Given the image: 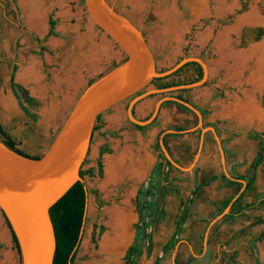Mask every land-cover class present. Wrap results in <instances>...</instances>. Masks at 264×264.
<instances>
[{
	"label": "rangeland",
	"instance_id": "374dc122",
	"mask_svg": "<svg viewBox=\"0 0 264 264\" xmlns=\"http://www.w3.org/2000/svg\"><path fill=\"white\" fill-rule=\"evenodd\" d=\"M106 1L142 32L153 51L158 72L171 69L185 58H199L207 66L206 86L147 96L154 101L182 97L193 103L206 89L215 91L217 97L219 90L229 96L230 90L240 86L235 81L231 82L229 75L240 66L251 72L258 63L264 75V36L258 42L249 37L243 44L241 42L244 30L264 28V0H243L245 7L238 0ZM19 2L0 0V111L4 131L17 142L18 149L32 156L27 148L39 140L45 149L48 148L73 104L90 83L123 64L126 56L93 24L84 0H40L45 21L42 32L25 23ZM51 19L56 23V36L49 35ZM105 42L109 46H105ZM29 66L38 74L37 83L23 78V69ZM193 70V66L188 67L180 75L157 84L195 83ZM154 89L158 88L151 84L140 94ZM134 98L112 107L102 114L100 123H96L97 130L93 132L82 167L84 171H94L93 176L85 177L86 186L93 193L88 198L86 223L76 264H99L106 255L114 259V264H124L132 245L138 250L136 264H161L162 258L155 259L160 251H164L168 258L174 251L172 241L159 250L152 239L162 197L158 163L165 160L157 142L163 132L158 133L157 117L151 124L142 126L143 130L128 118L127 109ZM262 102L264 105V89ZM118 109L125 110L126 127L109 132L108 120ZM192 122L196 127L198 117ZM127 144L134 145L132 150L136 151L135 154L141 152L142 159L136 162L147 169L136 177H126L115 185L106 186L105 160H114L126 154L124 166L132 164L134 153L127 151ZM99 160L102 173L98 167ZM124 200H128L130 207L125 205ZM116 207L127 210L125 213L129 222L123 229L126 240L117 248L107 249L104 255L100 253V242L111 231L110 211ZM6 224L9 227L7 220ZM9 247L10 244L0 243V264L6 261ZM16 264H22V260L16 257ZM219 264L230 263H226V256H223Z\"/></svg>",
	"mask_w": 264,
	"mask_h": 264
},
{
	"label": "crops",
	"instance_id": "0c3cea01",
	"mask_svg": "<svg viewBox=\"0 0 264 264\" xmlns=\"http://www.w3.org/2000/svg\"><path fill=\"white\" fill-rule=\"evenodd\" d=\"M107 40L111 41L108 36ZM255 68L247 72L240 66L230 73V81L240 86L230 90L229 96L213 98L216 92L206 89L191 104L201 112L203 126L216 131L221 148L213 132L195 129L192 121L198 116L190 109L175 101L160 108L158 133L172 131L163 140L177 164L164 154L171 165L165 161L160 171L162 197L152 239L159 250L171 241L175 246L170 258L160 251L155 259L162 258L161 264H219L223 256L230 264H264V239L259 240L264 234V75L258 63ZM157 102L150 97L138 102L135 117L145 120ZM124 116L121 109L111 114L107 131L126 127ZM132 146L127 144L130 153ZM47 149L39 140L27 152L42 156ZM132 153L134 163L142 159L140 151ZM126 156L119 157L126 160ZM236 201L239 206L254 207L228 217L232 209L236 212ZM1 242L10 244L4 264H16V257L21 261L2 211Z\"/></svg>",
	"mask_w": 264,
	"mask_h": 264
},
{
	"label": "water",
	"instance_id": "95a60500",
	"mask_svg": "<svg viewBox=\"0 0 264 264\" xmlns=\"http://www.w3.org/2000/svg\"><path fill=\"white\" fill-rule=\"evenodd\" d=\"M84 3L93 24L119 47L126 61L81 94L39 159L15 153L0 139V210L18 240L22 264H54L57 238L50 210L77 182H85L81 170L94 125L97 118L112 107L135 97L127 109L128 118L139 126H146L156 119L164 102L175 101L198 116L195 129L199 128L203 133L213 132L221 148L216 131L203 126L201 112L179 98H162L155 104L150 118L144 121L136 119L133 112L138 101L153 93L202 86L208 79L206 64L199 58H185L171 69L158 72L153 51L140 30L119 15L106 0H84ZM190 62L202 66L204 76L200 81L137 95L155 79L166 78ZM170 132H164L159 143L167 159L177 165L163 140ZM83 232L84 228L81 236Z\"/></svg>",
	"mask_w": 264,
	"mask_h": 264
},
{
	"label": "trees",
	"instance_id": "16d2710c",
	"mask_svg": "<svg viewBox=\"0 0 264 264\" xmlns=\"http://www.w3.org/2000/svg\"><path fill=\"white\" fill-rule=\"evenodd\" d=\"M55 26L56 23L54 20H50V31L49 35L56 36L55 33ZM259 36L257 37V40H259L262 35L264 34L263 30H259ZM126 61V59H125ZM124 61V62H125ZM198 67L199 71L196 72V79L194 82H197L201 80L203 77V73L201 71V68L198 66L195 62H190L184 65L181 69L173 73L172 75L166 77V78H160L155 79L152 84H155L158 89H166L170 87H176L179 85V83H166V84H157L158 82H161L163 80H166L168 78H172L175 76L180 75L186 68L188 67ZM94 81H92L90 84H92ZM141 93V92H140ZM138 93L137 95H139ZM179 99L186 101L190 104L188 99H184L182 97H179ZM185 110L189 111L188 108L181 106ZM203 114H205L203 112ZM102 119V115H100L96 123H100ZM94 125L93 132L97 130V125ZM137 128L143 130L144 127L137 125ZM177 130H181L180 128ZM93 135V133H92ZM167 137V136H166ZM165 137V138H166ZM0 139L2 143L7 146L10 150L14 151L15 153L31 159H39L40 156H29L22 152L20 149L17 148V142L11 138L3 129L2 127V121H1V111H0ZM158 149L160 150V143L157 142ZM164 160L167 162V164L171 165L165 158ZM85 163V161H84ZM83 163V165H84ZM162 164L160 163L158 165L159 170L161 171ZM98 167L100 170V173H102V163L99 160ZM94 171L92 169L90 170H81V176L85 178L86 176H93ZM93 192L89 190V188L86 190V183L85 182H77L50 210L52 221L55 227L56 232V238H57V250L55 254L54 264H76V257L77 253L79 251L81 241H82V229L85 226L86 223V209H87V200L90 194ZM227 206V205H226ZM225 206V207H226ZM234 207L237 206L236 212H234L232 209L231 213L228 215V217L234 216H241L245 211H248L254 207V205H248V206H239L238 201H236L233 205ZM8 223V221H7ZM9 227L10 224L8 223ZM264 239V234L259 238V240ZM13 241L15 243L16 248L20 252L19 243L18 240L13 233ZM138 257V250L135 245H132L125 256V263L124 264H136Z\"/></svg>",
	"mask_w": 264,
	"mask_h": 264
},
{
	"label": "bare ground",
	"instance_id": "6f19581e",
	"mask_svg": "<svg viewBox=\"0 0 264 264\" xmlns=\"http://www.w3.org/2000/svg\"><path fill=\"white\" fill-rule=\"evenodd\" d=\"M19 1H20L19 2L20 5L24 11L25 23L29 27H31L32 29H34L38 32L44 31L45 30V21H44V14L42 12V8L40 7L41 6L40 0H19ZM83 60H82V62H83ZM37 75L38 74H36L34 72V68L32 66H29L26 69H23V78L29 79L33 83L36 82ZM76 78H77V76H76ZM78 82H79V80H78ZM106 162H107L106 163V182H105L106 186L110 185V184L115 185V183L121 182L126 177H130V178L136 177V176H138L139 173L141 174V171L143 172L145 170V168L142 166V164L137 163V162H135V163L132 162V164H130L129 166H124V164H125L124 157H119L117 159L115 158L114 160L110 159ZM139 162H141V161H139ZM145 167H147V166H145ZM128 203H129L128 200L125 201V205L129 206ZM126 211L127 210L125 208H117V207L110 211L111 222H110L109 226L111 228V231H109L105 235V237L102 239V241L100 242V247H101L100 253L106 255V253H103V252H106V250L110 249V248H115V247L117 248L122 242H124L126 240V236L123 233V229H125L124 227L127 226V221H128V219H127L128 216L125 213ZM129 211H131V210H129ZM98 257H100V256H98ZM98 257H96V258H98ZM98 263L99 264H114V259L113 258L111 259V257L106 255V257L103 259V261H99Z\"/></svg>",
	"mask_w": 264,
	"mask_h": 264
},
{
	"label": "flooded vegetation",
	"instance_id": "af4514ba",
	"mask_svg": "<svg viewBox=\"0 0 264 264\" xmlns=\"http://www.w3.org/2000/svg\"><path fill=\"white\" fill-rule=\"evenodd\" d=\"M241 4H242V6L243 7H245V4H244V2H243V0H238ZM259 30H263L264 31V28H262V27H258V28H254V29H250V30H244L243 31V33H242V39H241V42H242V44H243V42L245 41V39L247 38V37H249V38H251V40L253 41V42H258V41H260L261 39H262V37L264 36V34L262 35V37L259 39V40H257V37L259 36V33H260V31ZM198 64V63H197ZM198 66L201 68V71H202V73H203V76H204V70H203V68H202V66L200 65V64H198ZM199 71V69H198V67H194V70H193V74L196 76V72H198ZM203 78V77H202ZM201 78V79H202ZM200 81V80H199ZM208 84V79H207V81L202 85V86H206ZM220 91V90H219ZM223 95V93L222 94H220L219 96H222ZM214 97H217L216 96V94L213 96V98ZM198 125V124H197ZM160 163H158V165H159ZM147 168H145V170H146ZM144 170V171H145ZM143 171V172H144ZM142 171H141V174L143 173ZM139 175V174H138ZM131 247V246H130ZM129 247V248H130Z\"/></svg>",
	"mask_w": 264,
	"mask_h": 264
}]
</instances>
